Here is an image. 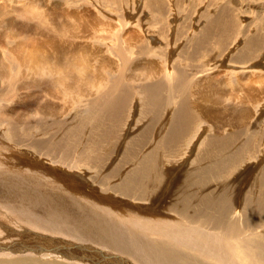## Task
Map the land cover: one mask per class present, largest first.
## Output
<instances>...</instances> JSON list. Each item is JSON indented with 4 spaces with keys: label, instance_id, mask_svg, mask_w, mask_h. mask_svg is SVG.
Segmentation results:
<instances>
[{
    "label": "bare ground",
    "instance_id": "obj_1",
    "mask_svg": "<svg viewBox=\"0 0 264 264\" xmlns=\"http://www.w3.org/2000/svg\"><path fill=\"white\" fill-rule=\"evenodd\" d=\"M7 1L17 6V9L15 11L16 15H20L19 17L23 16L27 19L35 20L38 24V27H42V29L40 30V32H32L33 34L30 32H26V30L24 29H22L21 32H17L15 29L18 25L17 20L9 19L4 23V25H6L5 28L6 32L8 33L10 39L12 40L11 42L18 43L19 45L17 47L12 46V48L8 51L9 58L7 61H2L0 58L1 60L0 78L3 80L0 81L1 82L0 85L4 86L3 87L4 90H2V92L0 93V102L5 100L9 96H12V99L16 96L21 100L22 94L26 93L28 96L31 95L32 98H34V103L23 104L24 102L23 101L22 104L21 103L14 104L12 108H7L0 105V119L2 117L6 118L5 120L7 121L6 128H9L10 134H11L10 127H12V133L14 135L18 134L20 136H23L22 135L23 132L21 133L20 131L19 133L18 131L19 125H26L28 129L29 128L31 129L34 126L37 127L36 130H39V126L42 125V121L39 118L38 119L33 118L32 120L29 121L27 120V114L29 116L31 114V111H33L34 109L39 111L40 115L44 117L46 115L48 118H50V121L47 120L46 130H43L41 132L42 133L41 136H37L33 138L31 137L30 142H28L27 148L29 149L31 147L33 153H29V152H25V153L31 156L33 155L32 158H29V156L22 157L19 153H16V151L13 152L12 150H10L11 146L10 149H6L9 152L0 148V254H4L3 255L4 257H13V258L18 257L17 258L19 259L18 261H22V259L20 258H25V257L33 258L30 255L32 254L33 256H35L38 254V253L36 254V252L39 251V253L41 254L43 252H46L44 254V257L45 256L61 257L69 262L70 261L73 262V264H84L82 261H79V260H84L79 256H73L72 257L73 259H69V258H65L64 256H59V254H50L54 249L60 251L63 249V246H65V249L68 248V246H66L67 244L64 245V242L68 243L67 241L76 239L78 241H83V244L84 242L95 243L94 246L95 251L98 252V254L101 253L102 257L103 256L110 257L109 260L110 264H264V229L262 226V224L264 225V171H260L261 173L256 178V183L251 181L253 183V186L252 184H250V186L252 187L251 189L247 190L249 195L247 197V200H245L246 198L244 197L245 205L241 204L243 203L242 202L243 196H240L241 193L240 192L237 193L238 191L236 192L235 188H232L228 191L217 190L216 192L208 188V183L210 179H213L214 178L213 176L218 177L219 175L217 174H220L219 171L221 169L223 171H231L229 167L234 168L235 167L234 162H237V160L243 162V158H244L243 149L244 148L247 149L248 147L247 146L248 144H246L247 137L245 138L246 139L245 142H242L240 145L237 144L236 146L235 144V141H237L236 136L234 137L235 141H233L232 139L233 137L230 138L231 135L229 136L227 133L226 134L228 135V137L227 136L224 137V135L217 136V134L212 135L209 141L207 142L204 150L202 152L199 151L201 153L196 155L199 158L200 163L198 162L197 166L191 169L185 170L183 168L185 170L184 172H188V171L189 172L183 175L181 173L177 181L174 182L173 184L172 181L166 179V174L167 172L170 171V168L169 171H166L167 168L166 166H164V163L163 166L161 167L159 165V163H161V159L160 161L158 160V161L150 162L149 170L145 169L144 167H141L139 171L136 173L134 170L128 169V165L134 166L137 165L138 163L137 157L135 156L133 150L134 143L130 145V147L132 146L131 147L132 149L130 147H127L126 150L123 151L126 154L123 153L118 166L116 167L112 166V169L117 170L119 166L127 164V171L130 175L125 176L123 178L119 177L118 178L119 181L115 183L113 182V184H112V178L109 176V179L107 178L108 186L110 185L111 187L112 185L114 187L113 190L117 192V194L122 195L121 196L122 198L131 197L135 200L148 199L151 201L153 200L154 203L158 202V204L159 202L160 203L163 202L164 208H166L168 211L171 212L173 211L175 213H178L179 217L180 216L183 217L182 219L176 218L175 216L173 217V215H169V214L168 216L161 214V216H159L161 218L155 220L156 218L154 219L151 216H144L145 215L144 213L140 214L142 212L139 213L137 212L136 209V212L135 211L134 212L137 213V215L139 214L140 217H138L135 214L136 216L134 215L132 217L130 216L129 220H127L125 219L124 215L113 214L112 206L114 204H111L110 202L109 206L105 205L108 202V200H106L107 202L102 203L103 201V200L101 201L102 195L100 196L95 195L94 201L88 198H87L88 201H83L78 199L76 195L72 196L70 194H63L62 193L63 191L61 192L60 189H62L61 186L63 185L62 183L72 185L71 188L73 190L79 189L82 192H86L85 193L86 196L90 195L91 192H93V190H90V188L87 186L88 188L85 187L86 191H84L83 188L82 189L78 188L80 187L79 183L77 182H73V184L71 182L68 183V181H66L67 177L73 174H69L66 171H62V169L58 167V165L54 164V159L52 158L53 157L55 158V156H51L53 150L59 151L60 155L62 156V158L60 157L61 159H65V160L69 159L70 161L71 159L68 158L70 156L69 155L70 151L72 152L73 148H76L78 150L77 147L78 142L82 138H85L86 144L83 147L84 148L83 155L85 156L81 160L86 164L95 166L94 164L95 161L96 163L97 161L99 162L101 160L104 162V159L100 152L99 142L96 145L97 140L100 139V134H99V128L95 125V121L93 120L95 114L86 115L83 118V120L85 121H89V120L91 121L89 122V124H86V127L84 128L82 134L79 135L77 125L81 122L73 123L72 125H70L71 121L72 122L75 121L74 119L71 121L69 119L59 120L60 118L59 114H61L62 110H60L61 111L60 113H57L58 111L57 104L51 101L52 99L57 98L58 101H63V102H68V101L71 102L72 99H77V101H80L81 98L78 95L86 96L91 93H94L95 87L98 88L102 86L107 87L109 86V84L113 79L114 90L118 89L117 81L119 83V87L122 89V93L118 94L116 100L120 104V106H124L125 101H127V98L130 96L131 87L126 85H121L120 71L125 70L129 62H131V65L129 66L130 73L132 75H138L137 77L149 76V75L158 76L163 74L166 84L170 85L169 88L170 94H173L171 97L166 96L164 101H169V103H173L175 105L174 108H171L169 110L170 120H168V122L170 125L175 126L177 123L183 121L181 131L178 135H168L167 137H162L159 141L160 144L162 145H169L170 142L171 143L170 150H172L176 143L178 142L184 143L190 140V138L195 134V127L197 123L202 122L205 119V117L208 116L212 117L213 114L209 110V107L212 105H219V106L222 105L221 102L223 100V94H221L219 87H217L215 88V92H209V91L203 92L201 93L199 98L195 100H190L180 97L179 100H177L175 95L179 96L180 94L182 96V94H184V91H186L187 88L193 83L191 81V84H189L188 81H185L187 72L183 70L182 67L178 66L180 65V63L179 64L177 63L176 65L173 66V62L172 63L169 62L168 58L170 54L168 55V57H166L168 61L166 62H162V60L159 61V53L161 51H159V53L156 52V46L154 45L155 43H151L152 42V41L150 42V40H152L151 37H149L150 40L147 37L148 32L144 31V33L147 32L144 35L147 38V40L145 41L144 38H143L144 40L141 38L142 33L140 31V25L133 26L129 29L127 28L126 30L127 26H125V24L123 25V20L121 19L120 14L119 16L117 15L113 16L112 14L107 13L108 14L107 16L101 10L90 8L88 6L87 7L81 6L73 11H68V13L67 12L63 13V11L59 8L56 2L53 3L54 6L53 8H51L53 9V11L48 12L47 10L42 8L43 6L45 7L47 5L45 0H23V1L15 0V2L14 0H7ZM100 1L101 0H97L96 2L99 3ZM102 1L104 2V4L102 3L103 4L102 6L112 7V8L115 6L116 10L122 9L127 2V0H102ZM139 1H143V5L144 4L148 5V7L152 10V18L150 20L152 24H149L148 28L152 31L155 30L153 26H155L157 22L156 20L157 19L160 20V18H163L164 16V14L163 15L161 14L164 13L163 0H139ZM177 1H181V0H177ZM8 2H6L7 5H9ZM150 2L153 3L152 4L153 6L150 4ZM196 2L194 4L198 6ZM16 3H19V5H17ZM177 3L179 6V2ZM261 4L263 5L264 3ZM1 5L2 4H0V6ZM18 6H21V8L20 7L18 8ZM154 6L160 10V13L153 14ZM208 6L209 5H207V7ZM245 7L246 6L244 4V8ZM3 8L4 5L0 7V15H2L1 13L4 12ZM260 8L262 11L263 10L262 7ZM14 9L15 8H13V11ZM245 9L247 10V8ZM170 10L174 11V9H170ZM221 13H224L225 15L223 16L220 15L217 18L216 17L210 18L205 13H203L207 16L206 19L208 24L203 31V35H201V37H198L199 39L196 40L195 47L197 49H200L201 51V48L204 47V45L207 42H209L210 39L217 40L220 43H225L222 42L224 41V39L225 41L229 38L233 39L234 36V39L232 40V44H230V46L227 45V50H229L230 48L228 47H232L234 43L237 42L234 40L244 35L246 36V38L243 36L244 45L240 48L241 50L238 49L240 52L238 53V57L236 56L240 62L242 63L248 62L249 59L251 60L253 54L256 55V53H259L258 50H261V52L264 51L263 50L264 47H262V44L264 42L262 40H264V37L253 35V33L251 32H250L251 34H248L249 33L248 30L252 27L248 26L250 28H247L246 30H242L237 24L236 20L235 21L228 20L227 23H225L226 21L224 20H226V18L230 19L228 17V15H231L230 11L226 12L223 10L221 11ZM260 13L261 15L264 16L263 12ZM263 16L262 19L260 16L262 29L264 28ZM201 20L202 19H200V21ZM2 21L4 20L2 19ZM125 21H127V19ZM115 25L121 28L119 29ZM135 27H137V29H133ZM131 29H133V31L131 34L130 42L133 45L136 44L138 47V45L141 44V42L144 43V41L148 45L146 52L150 53L151 56L153 57L151 72L149 73L136 72L137 69L136 51L138 50L134 49L133 47L127 46L123 38H116L114 42H110L113 50L122 56L124 61L123 66H119L115 64L110 58L103 55V53L99 51V48H96L97 56L98 58H100L97 65L95 62V41L97 43H101L105 37L110 35H120L122 37H126ZM238 29L241 30L238 31ZM234 31H236V34L234 33ZM99 32H101V35L98 36ZM51 33H55L54 36H52ZM149 33L151 34L150 31ZM149 33L148 36H151L152 34L149 35ZM254 33H256V31ZM156 34L158 35V33ZM160 35H162V33ZM11 42L8 41L7 45H10ZM28 43L31 44L30 45L32 46L31 48L28 47L27 49L22 46V45H27ZM226 44L224 45L226 46ZM68 46L73 47L72 50L66 49V47ZM47 48L52 49V52L51 53L48 52ZM218 48H220V46ZM175 52L176 51H174V53ZM202 54L203 53H201V55ZM259 57L257 56V59L256 57L255 59L258 60L260 59ZM183 58L185 59L188 57L184 56ZM201 61L202 60L200 61L198 60L197 62H201ZM161 65H165V68L164 66ZM192 66L193 65H191V68ZM201 66H203V63ZM250 66H247V64L244 65V67L248 68V70L250 69ZM178 67H180L181 69H176ZM167 68L170 69L173 68V69L168 71L169 69ZM174 70H176V73L175 72L172 73V71ZM260 72L250 71V74H248V76L245 75L246 77H248V79L241 81V83L239 84L237 83L234 77L233 84L235 85L234 86L235 90L239 91L240 94L246 92L249 93L253 90H257V92L264 91V73L262 72L260 73ZM237 74L238 73H236V75ZM243 78L241 79L243 80ZM149 80L151 79L149 78ZM53 83L56 84V87H52ZM36 84L39 85L41 87L40 89L44 90L45 92L42 91L41 93H39V91H36V89L34 90ZM178 85H182V88L179 87L177 89ZM215 86H220V84L215 83ZM97 91L98 89L96 90V92ZM144 91L146 94L147 104L150 107H156L158 106V104L161 103L160 81L145 84ZM195 91H197V89H195ZM219 95L222 96L220 97ZM259 95L260 94H258V96ZM33 96H39V100H37V98ZM47 98H52V99H47ZM44 99H47L45 105H43ZM259 103L260 102H258V106ZM244 105L247 106L246 104ZM88 106H95V100L91 102L89 101ZM58 108H60V106ZM239 111L240 110H238V112ZM250 111L252 112L253 110ZM217 116L218 115H215V117L214 116L213 117L216 118ZM101 117L104 118L105 116L102 115ZM123 117H124L123 112H117L115 115H113L112 118L109 120L110 123L109 131H111L112 130L111 128L114 126L118 127L121 124ZM254 117L255 116H253L251 120L254 119ZM24 118H26V120H23ZM254 120L252 121L253 123H255ZM213 123L212 125H214ZM229 123L230 122L228 121V124ZM261 125L262 124H260V126ZM69 126H73L72 134H71V130L69 129ZM87 128L89 129L88 131ZM44 134H52L51 139H54L53 141H55L54 144L56 145L55 147H52V145H50V147L53 149L52 151L50 149L48 150L46 149V152H44L45 154L35 155L37 154L38 150L40 151L44 147H48L47 145L41 147L46 137L44 136ZM0 139L2 140V135ZM103 139L104 137L101 138V141ZM108 139L109 138L107 137V140L105 141V145L109 150H111L110 144H112L113 141L111 139L109 140ZM110 140L112 142H110ZM250 143H254V141L253 142L251 141ZM216 147H219V149L225 151V157L220 156L218 159L213 157L212 151ZM199 148H201L200 145ZM241 151L243 152L239 156V153ZM260 153L262 155L264 154V152L263 153L259 152V154ZM259 154L257 155L255 154V157L258 156ZM49 155L52 158H50ZM154 158L157 159L159 158V156L155 155ZM65 160H61V161H65ZM132 160H134V165L133 163H130V161ZM65 162L63 163L64 165ZM56 168H60V169L57 170ZM164 168H166V170ZM112 173L116 174V171ZM50 174L51 176L55 175L51 180L48 176ZM248 174H255V171L252 170ZM250 176H251L250 179H254L255 177L254 175H250ZM46 178L49 179V181H51L53 185L50 184L49 181H46ZM165 180H167V183L169 182L168 185H166ZM101 182L103 183V181ZM164 182L165 185L167 186L165 189H163V186L161 187V185H163ZM255 185L257 186L256 189L253 188ZM104 186L105 185H103V187ZM232 194L235 195V197H233ZM42 199L45 200L44 203L49 204V207L44 208L45 205L40 206V202H43ZM134 206L136 208L142 209L141 206H138L137 204ZM149 209H151L149 212L152 213L153 209L151 206L149 207ZM148 210L147 208H144L145 212H148ZM154 214H157V212L155 211ZM7 219H9L8 224H5L7 222ZM118 219L122 220V222L123 221L126 222V224L125 225L122 224ZM5 227L6 229H4ZM19 227L22 229H19ZM15 230L17 231L15 232ZM48 232H50V234L59 233L65 239L63 240L61 239L62 237H60L58 239L48 238L49 239L48 240L47 237H45V234H47ZM29 237L35 239L37 238L38 241L29 240L28 239ZM46 239L48 241H46ZM44 241L46 242V245L40 244V242H44ZM54 241H56V243H53ZM59 242L63 243V245L60 246L59 244H57ZM89 245L92 246V244ZM58 246H60L61 248H57ZM75 246H78V244ZM4 248L7 249L3 250ZM65 249H63L62 251H64ZM48 250H50V252ZM73 250H75V247ZM73 250L71 251L72 253ZM118 255L124 259V262ZM67 261L66 263H68ZM94 261L95 264L98 263L96 259H94ZM100 263L105 264L103 260L99 261V264Z\"/></svg>",
    "mask_w": 264,
    "mask_h": 264
},
{
    "label": "rangeland",
    "instance_id": "obj_2",
    "mask_svg": "<svg viewBox=\"0 0 264 264\" xmlns=\"http://www.w3.org/2000/svg\"><path fill=\"white\" fill-rule=\"evenodd\" d=\"M5 1L8 2L7 0H0V2H1L0 4L4 5V8H3L4 12L2 10L3 13H1L2 15H0V26H1L0 27V58L2 61L8 60V58H9L8 51L12 48V46L17 47L19 45L18 43L11 42L12 40L10 39V37L8 36V33L6 32V29H5L6 25H4V23L7 20H9V19L17 20L18 25L15 28L17 32H21V30L24 29V30H26V32L32 33V32H40V30L42 29V27H38V24L35 20L27 19L23 16L19 17L20 15H16L15 11L17 9V6L14 5L13 3H10V2H8L9 5H7ZM96 1L97 0H45V2L47 3V5H46L47 8H46V6L45 7L43 6L42 8L47 10L48 12H51V11H53V9H51L54 6L53 3L56 2L57 5L59 6V8L63 11V13L64 12L68 13V11H73V10H75L81 6H86V7L88 6L90 8H95V9L101 10L107 16H108L107 13L112 14L113 16L114 15L119 16V14H120L121 19L123 20V25L125 24V26H127L126 30H127V28L129 29L133 26H139L140 25V31L142 33L141 38L142 39L144 38L145 41L147 40L146 36H144L145 33H147V32L149 33V31L151 32L152 35L149 33V35H151V36H148V33H147V37L149 40H150L149 37H151L152 40H150V42L152 41L151 43H155L154 45L156 46V52L159 53V51H161L159 53V61L160 60H162V62L168 61L166 57H168V55L170 54V56L168 58L169 62L170 63L173 62V66L176 65L177 63L178 64L180 63V65H178V66L182 67V69L187 72L185 81H188L189 84H191V81L193 83L187 88L186 91H184V94H182V96L180 94H179V96L175 95L177 100H179V97L185 98V99H190V100H195V99L199 98V96L203 92H208V91L209 92H215V88H217V87H219L221 94H223V100L221 102L222 105H220V106L219 105H212L209 107V110L213 114L212 117H209V116L205 117V119L202 122L197 123V125L195 127V134L190 138L189 141H186L184 143L178 142L174 145L173 149L170 150V147H171L170 142H169V145H162V144H160L159 141L162 137H167L168 135H178L181 131L183 121L180 123H177L175 126L170 125L168 122V120H170L169 119V117H170L169 110L171 108H174L175 105L173 103H169V101H164L166 96L171 97L173 94H170V90H169L170 85L166 84L164 77H163V74L158 75V76L149 75V76L137 77L138 75H132L130 73L129 66L131 65V62H129L127 67L125 68V70L120 71V73H121V76H120L121 85H126V86L131 87L130 96L127 98V101H125L124 106H120V104L116 100V97L118 96V94L122 93V89L119 87V83L117 81L118 89L114 90V80L113 79H112L111 83L109 84V86H107V87H103V86L100 88L95 87L94 93H91V94L86 95V96L76 94L81 98L80 101H77V99H72L71 102H69V101L63 102V101H58L57 98L56 99L47 98V99H52L51 101H53L57 104V110H58L57 113H60L61 112L60 110H62L61 114H59L60 115L59 120L69 119L71 121L74 119L75 121L74 122L71 121L70 125H72L73 123L81 122L77 125L79 135L82 134L84 128L86 127V124H89V122L91 121V120L85 121V120H83V118L86 115L95 114V117L93 118V120L95 121V125L99 128V134H100V139L97 140L96 145L99 142L100 152H101V155L103 156V159H104V162L101 160L99 162L97 161V163H96V161H95V163H94L95 166L90 165V164H86L85 162H83L81 160L85 156V155H83L84 154V148L83 147L86 144L85 138H82L78 142V144H77L78 150L76 148H73L74 150L72 149V152L70 151V153H71V154L69 153L70 156L69 155H68L69 157L67 156L68 158L71 159L70 161H69V159H66L68 161H66L65 159H61L62 156L60 155L59 151L53 150L50 147V145H52V147H55V145H56V144H54L55 143V141H53L54 139H51L52 134H44V136H46V137H45V141L43 142V145L41 147L46 146V145L48 147H44L43 149H41L42 151L38 150L37 154H35V155L45 154L44 152H46V149L47 150L50 149L51 151L53 150L54 152L52 151L51 156H55V158L54 157L52 158L50 155H49V157L54 159V164L58 165V167H60L62 169V171H66L69 174H73V175H69V177L66 176L67 177L66 181H68V183L71 182L72 184H73V182L79 183L80 187H78V188H80V189L83 188L84 191H86L85 189L88 187L90 188V190H93V192H91L90 195L86 196L85 195L86 192H82L79 189H78L79 191L77 189L73 190L71 188L72 185L62 183L63 184V185H61L62 189H60L61 192L63 191L62 192L63 194H70L72 196L76 195L78 197V199L83 200V201H88L87 198L94 201L95 195H99V196L102 195L101 196L102 197L101 201L103 200L102 203H105V202H107L106 200H108V202L105 205L109 206L110 202H111V204H114L112 206L113 207L112 213L115 215H124L125 219H127V220H129L130 216L132 217L133 215L134 216L137 215V213H135L136 209H137V212H139V213L142 212L140 214L144 213L145 214L144 216H151L154 219L156 218L155 220H158L159 218H161V217H159V216H161V214H164L167 216L169 214V215H173V217L175 216L176 218L182 219L183 217L182 216L179 217L178 213H175L173 211L172 212L168 211L166 208H164L163 202L162 203L159 202V204H158V202H155L156 203L155 204L153 200H152L153 201L152 202L151 200H148V199L135 200L131 197L130 198H122L121 197L122 195L117 194V192H115L113 190L114 187L112 185H111V187H110V185L108 186L107 178L109 179V176H110L112 178V184H113V182L115 183V182L119 181V179H118L119 177L123 178L125 176L130 175L127 171V164L119 166L117 168V170L112 169V166L113 167L118 166V164L120 163V160L122 158L123 153L126 154L123 151H125L127 147H130V145L132 143H134L133 150H134L135 156L137 157L138 163H137V165H134V160H132L133 162L130 161V163H133L134 166L128 165V169L134 170L136 173L139 171V169L141 167H144L145 169L149 170L150 169V162L158 161V160L160 161V159H161V163H159V165L161 167V166H163V163H164V166H166V168H167V170H166V168H164L166 171H169V168H170V171L167 172V174L169 176L166 174V179L169 181H172V184H173L174 182L177 181V179L179 178V175L181 173H182V175L186 174L189 171L184 172L185 170L191 169V168H194L195 166H197V163L200 160L196 155L200 154L204 150V148L206 147V144L209 141L210 137L212 135L217 134V136L218 135L219 136L224 135V137H226V136L228 137V135L229 136L231 135L230 138L233 137L232 138L233 141H235L234 137L236 136V140L238 141V142L235 141L236 146H237V144L240 145L242 142H245V140H246L245 138L247 137L246 144H248L247 146L249 148L247 147L248 150L245 148H244L245 150L243 149V151H244L243 162L239 161V160H237V162H234L235 167L234 168L229 167V169L231 171H223L221 169L219 171L220 174H217V175H219L218 177L213 176L214 178L210 179V181L208 183V188L212 189L215 192L217 190L228 191L232 188H235V191L236 192L238 191L237 193L240 192L241 193L240 196H243L242 197L243 203H241V204L245 205V200H247V197L249 196L247 190L251 189V187L253 186V183L251 181L256 183V178L258 177V175H260V173H261L260 171H264V154L263 155L261 153L259 154V152H262V153L264 152L263 151L264 150V143H263L264 142V128H263L264 127V114H263L264 113V105H263L264 104L263 103L264 102V100H263L264 99V91H258L257 92V90H253L249 93L246 92V93L240 94L239 91L235 90V87H234L235 85L233 84V82H234V77H235L238 84L241 83V81L247 80L248 77H246V76H248V74H250V71H252V72H254V71L260 72L261 71L262 73H264V56H263L264 51L261 52V50H258L259 53H256V55L253 54L251 60L249 59V61L246 63L240 62L237 57H238V53L240 52L239 50H241L240 48L244 45V43H243L244 42L243 41L244 35L236 38L234 41H237V42L234 43V45L232 47H228V48H230L229 50H227V45L230 46V44H232V40L234 39V36H233V39L232 38L227 39L229 41H227V40L225 41V39H224V41H222V42H225V43H220L217 40L210 39V41L207 42L204 45V47L201 48V51H200V49H197L195 47V45H196V40L199 39L198 37H201V35H203V31L208 24L207 19H206L207 16H209L210 18H212V17L217 18L220 15L223 16V15H225L224 13H221V11H223V10L226 12L230 11V14H231V15L226 14V15H228V17L230 19L226 18V20H224V21H226L225 23H227L228 20H230V21L236 20L237 24L239 25V27L242 30H246L247 28H250L248 26L252 27L248 30V32H249L248 34L253 33V35H257L259 37H264V31H263L264 28L263 29L261 28V19H262L263 15H261V13H260V12H263V14H264V4L263 5L261 4V3H264V0H258V2H257V0H255V1L254 0H243V1L242 0H235V1L234 0L233 1L227 0L228 2L226 0H221V1L220 0H218V1L217 0H209V2H208V0H206L208 3L204 0H196L197 2L195 0H193V1L192 0H189V1L188 0H181V1L163 0V2H164V13H161V14L162 15L164 14V16H163V18H160V20H158V19L156 20L157 22H156L155 26H153L155 28V30H153V31L148 28V25L152 24L150 22V20L152 18V10L148 7V5H146V4L143 5V1L127 0L125 6L120 10H116L115 6L113 8L102 6L104 4V2L102 0L99 3H97ZM14 2H15V0H14ZM175 2L176 3L179 2V6H178V3L176 4ZM195 2L198 4V6H196V4H194ZM230 2L232 5L230 4ZM190 3H191V5H190ZM213 3L215 6L213 5ZM226 3H228V4H226ZM242 3L245 4V6H246L245 8H247V10L244 8V4H242ZM259 3H260V5H259ZM16 4L19 5V3H16ZM150 4L152 5L153 3L150 2ZM170 4H172L174 6H172ZM5 5H6V7H5ZM207 5H209V6L207 7ZM225 5H227V6H225ZM229 6H231L232 8ZM19 7L21 8V6H18V8ZM260 7H262V9H263L262 11H261ZM13 8H15L14 11H13ZM170 9H174V11L170 10ZM195 9H197L199 11H197ZM185 10H187L188 12ZM154 13L155 14L160 13V10L155 6H154L153 14ZM203 13H205L207 16ZM233 15H234V18H233ZM235 15H236V17H235ZM231 16H232V19H231ZM243 16H245V17H243ZM260 16H261V19H260ZM255 17H256V19H255ZM165 18H167V19H165ZM194 18H196V19H194ZM197 18H200L202 20L200 21V19H197ZM263 18H264V16H263ZM2 19L4 21H2ZM124 19L125 20L127 19V21H125ZM125 22H127V23H125ZM129 22L131 23V25ZM115 26L119 29L121 28L117 25H115ZM203 26H204V28H203ZM133 29H137V27H135ZM133 29H131L129 31V33L126 37H122L120 35H110V36L105 37L101 43H97L95 41V62H96V64L98 65V62L100 60V58H98L97 53H96V48H99V51H101L103 53V55L110 58L115 64H117L119 66H123L124 61H123L122 56L113 50L111 43H110V42H114L116 38H123L124 42L127 46L133 47L134 49L138 50V51H136L137 52V56H136L137 57L136 58L137 69H136V72H146V73L151 72V68H152V64H153V57L151 56L150 53L146 52V49L148 48V45L146 44V42L145 41H144V43L141 42V44H139L138 47L136 44L133 45L130 42V38H131V34H132ZM241 29H238V31ZM144 31H147V32L144 33ZM236 31H234L235 34H236ZM255 31H256V33H254ZM156 33H158V35ZM161 33H162V35H160ZM51 34H52V36H54L55 33H51ZM99 35H101V32L98 33V36ZM244 37L246 38V36H244ZM190 39H191V41H190ZM261 40H262V38H261ZM8 41L11 42L10 45H7ZM211 41H213V42H211ZM262 41H264V40H262ZM224 44H226V46ZM30 45L31 44L28 43L27 45H22V46L24 48L28 49V47L29 48L32 47ZM151 45H153V44H151ZM205 46H208L210 48L205 47ZM219 46H220V48H218ZM236 46H238V47H236ZM159 47H160V50H159ZM262 47H264V42L262 44ZM72 48L73 47H70V46L66 47V49H69V50H72ZM172 48H173V50H172ZM236 50H238V51H236ZM263 50H264V48H263ZM174 51H176L175 52L176 54L174 53ZM48 52L51 53L52 49H48ZM192 52H193V54H192ZM201 53H203L202 55L204 56V58L201 55ZM190 55H192V56H190ZM184 56L188 57V58L184 59L183 58ZM219 56H220V58H219ZM226 56H227V58H226ZM253 56H254V58H253ZM257 56L258 57L260 56L259 57L260 59L256 60ZM213 57H214V59H213ZM255 57H256V59H255ZM198 60L199 61L202 60L203 62L202 61L197 62ZM202 63H203V66H201ZM164 64H166V63H164ZM246 64H247V66L251 65L249 70H248V68L244 67V65H246ZM188 65H190V66H188ZM191 65H193L192 68H191ZM161 66H164V68H165V65H161ZM199 66H201V67H199ZM180 67H178L176 69H181ZM186 67H187V69H186ZM233 67H235V68H233ZM215 68H216V70H215ZM167 69H169L168 71H170L173 68H171V69L167 68ZM210 69H211V71H210ZM230 71H232L234 73H232ZM0 72H1V70H0ZM173 72L176 73V70L172 71V73ZM236 73H238V74L236 75ZM240 74L241 75L243 74L242 76L244 78ZM165 76H167V75H165ZM145 77L146 78L148 77V78L146 79ZM149 78L151 80H149ZM241 78H243V80ZM0 81H3V80L0 78ZM156 81H160V83H161V91H160L161 103L158 104V106H156V107H150L147 104L146 94L144 91V85L148 84V83H153ZM215 83L220 84V86H215ZM232 84H233V86H232ZM38 86L39 85L36 84L34 87V90L36 89V91H39V93H41L42 91L45 92L44 90L40 89L41 88L40 86L38 88ZM0 87H1L0 88V93H1L2 90H4V88H3L4 86L0 85ZM52 87H56V84L53 83ZM179 87L182 88V85H178L177 89ZM97 89H98V91L96 92ZM115 89H116V87H115ZM195 89H197V91H195ZM257 93L260 95L258 96ZM248 94H249V96H248ZM78 96H75V97H78ZM219 96L221 97L222 95H219ZM33 97H35V98H37V100H39V96H33ZM237 97H239V98H237ZM233 98H235V99H233ZM18 99L19 98L16 96L13 99H12V96H9L5 100L0 102V105L7 107V108H12L14 106V104H20V103L22 104L23 101H24L23 104L24 103H34V98H32L31 95L28 96L26 93L22 94L21 100L20 99L18 100ZM47 99H44L43 105H45V102L47 101ZM226 99H227V101H226ZM229 99H230V101L232 99V101L230 102ZM93 100H95V106H88L89 101L91 102ZM256 100L257 101L259 100L258 102H260L259 103L260 107L258 106V102ZM243 102H245V103H243ZM244 104H246L247 106H245ZM59 106H60V108H58ZM245 107H247V108H245ZM238 110H240V111L238 112ZM243 110L246 112H244ZM250 110H253L252 111L253 113ZM117 112H123L124 117L121 121V124L118 127L114 126L115 128L112 127L111 128L112 130L109 131V129H110L109 120ZM214 114L218 115V116L216 118H214L215 117ZM102 115H104L105 117L102 118L101 117ZM253 116H255L254 117V119L256 118L255 120L254 119L251 120V118H253ZM256 116H258V117L260 116V117L258 118ZM33 118L34 119H38V118L41 119L42 125L39 126V130H36L37 127H34V126L31 129L30 128L28 129V127L26 125H19L18 126L19 133H20V131H21V133L23 132L22 133L23 136H20L18 134L14 135L12 133V127H10V131H11V134H10L9 128H6L7 127L6 126L7 121H5L6 118L2 117L0 119L1 120L0 121V131H1L0 137L2 135V140L0 139V148L4 149L5 151H8L6 149H10V146H11L10 150H12L13 152L16 151V153H19L22 157L29 156V158H32L33 155L31 156V155L25 153V152L33 153L31 147L29 149L27 148L28 142H30L31 137L33 138V137L41 136V134H42L41 132L43 130H46L47 120L50 121V118H48L46 115H45V117L40 115L39 111H37L35 109L33 111H31V114L29 116L27 114V120L28 121L32 120ZM23 120H26V118H24ZM214 120H216V121H214ZM227 120L230 122L229 124H228ZM253 120L255 123L252 122ZM213 121H214V123H213ZM212 123L214 125H212ZM225 123H227V124H225ZM259 123L262 125L260 126ZM220 124H221V126H220ZM90 125H92V124H90ZM20 126H22V127H20ZM69 129L71 130V134H72L73 126H69ZM254 129L257 131H255ZM88 130L89 129L87 128V131ZM242 131L244 132L245 136H244ZM246 131H248V132H246ZM233 132H234V134H233ZM248 134L250 135V137ZM237 136H239V137H237ZM103 137H104V139L101 141V138H103ZM107 137L113 141L112 144L109 143L111 146L110 147L111 150H109L107 148V146L105 145V141L107 140ZM248 139L250 142L254 141V143H250L248 141ZM15 140H17V141H15ZM111 140H110V142H112ZM46 142H47V144H46ZM199 145L202 149L199 148ZM251 147L253 148V150ZM261 148H263V149H261ZM17 150H18V152H17ZM258 150H260V151H258ZM199 151H201V152H199ZM243 151H241L239 153V156ZM253 151L255 152L256 155L257 154H259V155L255 157V154ZM79 153H81V154H79ZM95 153H96V150H95ZM222 153H223V155H222ZM212 154H213V157H215L216 159H218L220 156L225 157V151L219 149V147L214 148L212 151ZM155 155H158L159 158L155 159L154 158ZM168 156H170V157H168ZM261 156H263V157H261ZM67 157H65V158H67ZM78 158H80V159H78ZM113 158H114V160H113ZM150 158H153V159H150ZM164 159H165V161H164ZM61 160H65L68 163H66L65 161H61ZM80 160H81V162H80ZM72 161L75 164H73ZM245 161H247V162H245ZM64 162H65V165L63 164ZM202 162H203V160H202ZM203 164H204V162H203ZM257 166H260V167H257ZM60 168H56V169L58 170ZM258 169H259V171H258ZM252 170L255 171V174H248ZM82 171H84V172H82ZM115 171H116V174L112 173ZM250 175H254L255 176L254 179H250V177H251ZM48 176L51 180V179H53V177L55 175L51 176V174H50ZM55 179H56V177H55ZM101 179H103V180H101ZM167 180H165L166 185H168V183H169V182L167 183ZM46 181H49V179L46 178ZM92 181H94V182H92ZM101 181H103V183ZM165 182L163 185H161V187L163 186V189H165L167 187L165 185ZM49 183L53 185V183L51 181H49ZM250 184H252V186H250ZM95 185H96V187H95ZM103 185H105V186L103 187ZM243 185H244V187H243ZM256 187L257 186L255 185L253 188L256 189ZM42 188H44V187H42ZM110 188H112V189H110ZM109 190H112V191H109ZM240 196H238V197H240ZM233 197H235V195H233ZM244 197L246 198L245 200H244ZM42 201L43 202H40V206L45 205L44 208L49 207V204L44 203L45 200L42 199ZM127 201H128V203H127ZM117 204H119V205H117ZM136 204L138 206H141L142 209L136 208L134 206ZM126 205H127V207H126ZM146 205H148V206H146ZM150 206L153 209L152 213L149 212L151 210V209H149ZM154 207H155V209H154ZM144 208H147V210L149 209L148 210L149 213L145 212ZM127 209H129V210H127ZM164 209H166V210H164ZM126 211H127V213H126ZM155 211L157 212V214H154ZM137 216L140 217L139 214ZM118 220L122 224H124V225L126 224V222H124V221L122 222V220H120V219H118ZM8 221H9V219H7V222L5 224H8ZM127 222H129V221H127ZM11 224H12V221H11ZM262 226L264 229L263 224H262ZM4 229H6V227ZM19 229H22V228L19 227ZM16 231L17 230H15V232ZM45 237H47V239L48 238L49 239H58L62 236L59 233L50 234V232H48L47 234H45ZM28 239L32 240V241H38L37 238L35 239L32 237H29ZM47 239H46V241L49 240V239L48 240ZM61 239L64 240L65 238L62 237ZM75 240L76 239H72V240L67 241L71 245V247L68 243L64 242V245L67 244L66 246H68V248H66V249H65V246H63V249H65L64 251H62L63 249L60 251L54 249V250H52V253H50V254H59V256H64L65 258H69V259H73L72 258L73 256H79L80 258L84 259V260H79V261H82L84 264H95L94 259L97 260V262H98L97 264H99V261H101V260H103L105 262V264H110V262H109L110 257H106V256L102 257L101 253H99L100 254V257H99L98 252H96L95 248H94L95 243L84 242V244H83V241H78V240L75 241ZM53 243H56V241H54ZM40 244L46 245V242L45 241L40 242ZM57 244H59L60 246L63 245V243H61V242H59ZM74 244L75 245L78 244V246H75ZM86 244H88V245H86ZM89 244H92L93 247L90 246ZM84 245L87 247H85ZM60 246H58L57 248H61ZM74 247H75V250H77V251L73 250ZM89 247H91V248H89ZM49 248H51V247H49ZM5 249H7V248H4L3 250H5ZM37 250H39V249H37ZM72 250H73V253L71 252ZM48 251L50 252V250H48ZM99 252H101V251H99ZM45 253L46 252H43L41 254V253H39V251H37L36 252L37 255H35V256H33L32 254L30 255L33 258H29V257L20 258V259H22V261H18L19 260V259H17L18 257H14V258L13 257H4L3 256L4 254H0V264H3V263L4 264H10V263H12V264H15V263L16 264H19V263L20 264H44V263L45 264H73V262H71V261L69 262L66 259L61 258V257H52V256H50V257L45 256L44 257ZM85 255H86V257H85ZM118 256H116V257H118ZM35 258H37V259H35ZM104 258H105V260H104ZM120 258L124 262V259L122 257H120ZM87 260H89V261H87ZM50 261H51V263H50ZM66 261L68 263H66ZM88 262H90V263H88Z\"/></svg>",
    "mask_w": 264,
    "mask_h": 264
}]
</instances>
